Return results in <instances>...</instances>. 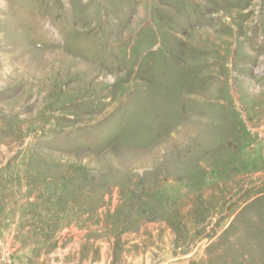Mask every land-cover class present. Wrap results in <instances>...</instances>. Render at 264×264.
<instances>
[{
  "label": "rangeland",
  "instance_id": "374dc122",
  "mask_svg": "<svg viewBox=\"0 0 264 264\" xmlns=\"http://www.w3.org/2000/svg\"><path fill=\"white\" fill-rule=\"evenodd\" d=\"M0 264H264V0H0Z\"/></svg>",
  "mask_w": 264,
  "mask_h": 264
}]
</instances>
